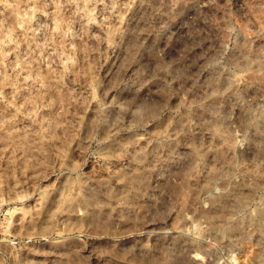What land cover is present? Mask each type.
<instances>
[{
	"label": "rangeland",
	"instance_id": "rangeland-1",
	"mask_svg": "<svg viewBox=\"0 0 264 264\" xmlns=\"http://www.w3.org/2000/svg\"><path fill=\"white\" fill-rule=\"evenodd\" d=\"M0 264H264V0H0Z\"/></svg>",
	"mask_w": 264,
	"mask_h": 264
}]
</instances>
